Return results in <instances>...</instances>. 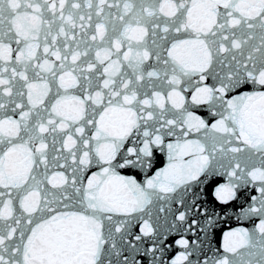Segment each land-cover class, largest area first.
I'll return each instance as SVG.
<instances>
[{
  "label": "snow or ice",
  "instance_id": "snow-or-ice-1",
  "mask_svg": "<svg viewBox=\"0 0 264 264\" xmlns=\"http://www.w3.org/2000/svg\"><path fill=\"white\" fill-rule=\"evenodd\" d=\"M0 264H264V0H0Z\"/></svg>",
  "mask_w": 264,
  "mask_h": 264
},
{
  "label": "water",
  "instance_id": "water-1",
  "mask_svg": "<svg viewBox=\"0 0 264 264\" xmlns=\"http://www.w3.org/2000/svg\"><path fill=\"white\" fill-rule=\"evenodd\" d=\"M235 226H237L235 219H233L232 221H230L227 224L222 225L221 228L217 230V234L214 238V242L217 244L222 243L223 231H227L229 229V227H235Z\"/></svg>",
  "mask_w": 264,
  "mask_h": 264
}]
</instances>
